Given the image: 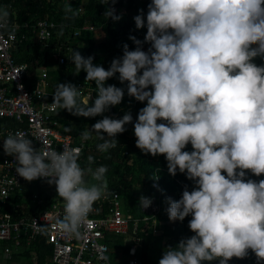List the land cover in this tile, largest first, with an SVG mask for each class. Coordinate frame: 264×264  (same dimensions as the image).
Returning a JSON list of instances; mask_svg holds the SVG:
<instances>
[{
	"label": "clouds",
	"instance_id": "clouds-1",
	"mask_svg": "<svg viewBox=\"0 0 264 264\" xmlns=\"http://www.w3.org/2000/svg\"><path fill=\"white\" fill-rule=\"evenodd\" d=\"M63 11L65 21L79 16L71 3ZM104 15L121 19L114 7ZM9 17L0 7V30L14 35ZM134 22L137 29L147 28L144 41L130 35L135 49L124 44L122 57L107 70L92 56L72 50L76 73L84 71L95 83L94 102L82 104L76 85L59 83L53 107L74 116H102L80 136L88 141L95 133L102 141L97 150L108 153L133 123L131 112L119 119L104 115L123 101L125 89L106 84L118 74L128 96L146 102L133 125L136 147L145 155H163L170 175L179 172L194 183L191 191L185 186L179 200L166 197L169 220L191 216L188 227L194 234L167 247L158 264H228L234 257L246 258L249 250L259 264L264 261V179L246 176L264 174V64L254 62L264 60V0H151L146 18L141 9ZM143 43L150 45L147 51ZM189 144L191 151L185 150ZM3 150L14 157L20 177L56 186L64 202L58 226L79 238L94 204L109 191L108 167L93 168L91 155L82 167L80 147L41 152L24 133L9 132ZM151 204V198L140 197L142 209Z\"/></svg>",
	"mask_w": 264,
	"mask_h": 264
},
{
	"label": "trees",
	"instance_id": "trees-1",
	"mask_svg": "<svg viewBox=\"0 0 264 264\" xmlns=\"http://www.w3.org/2000/svg\"><path fill=\"white\" fill-rule=\"evenodd\" d=\"M65 3H71L74 9H79V16L73 21H65L63 6ZM102 0H15L13 6L17 11V19L21 22L36 23L39 20L49 19L55 20L59 26L54 30L53 36L49 44H44L37 34L25 29H22L24 38L12 50L13 56L17 62H25L29 65L27 81L32 87L35 84V77L41 68L48 69V77L52 83V92H55L59 83H72L74 85L83 84L84 89L81 92L80 102L83 104L84 97L91 94L89 104L94 102L97 96V89L94 81L85 79L84 71L76 73L73 61L59 65L55 54L59 51L63 54H72V50L79 51L85 58L92 56L93 63L102 65L106 70L114 58L122 57L123 45L127 44L129 50H134L136 45L129 39L130 35L144 41L147 28L137 29L134 22V17L139 14V10L143 9L145 18L148 10V4L151 0H116L115 4H101ZM115 7V14L121 16V19L114 21L107 18L104 14L106 8ZM13 15H11L12 17ZM63 28V35H58ZM85 25H94V30L82 29ZM81 29V30H80ZM80 30V34L76 35V31ZM60 46L61 49H60ZM150 47L148 43H143L142 50L147 51ZM258 65L264 64V60L257 58L255 61ZM106 84H112L125 89V95L120 105L112 107L104 113L114 119L122 118L126 112H131L133 123L126 125L127 131L118 134L117 147L110 149L108 153H100L96 145L102 141L98 140L93 133V138L84 141L85 148L81 155L79 163L82 167H87V157L89 155L95 158V163L92 165L96 168L100 165H106L108 172L106 178L109 185L108 196L117 191L120 194L122 207L126 213L135 219L141 220V226L144 225L143 216H146L142 208L138 205L141 196L151 199L156 198L162 206V213H159L155 218L158 220L155 233L152 227H149L146 232L140 231L139 236L143 237L142 244L138 250V257L141 264H158L162 257L163 251L169 247H175L178 242L192 236L194 233L188 227L191 216L186 217L184 221L172 222L168 218L166 197H171L173 200H179L182 192L187 186L191 191L194 187L193 181L186 178V175L177 172L172 176L168 172L167 161L163 155L156 157L150 154L145 155L136 147V137L134 136V123L139 110L146 106V102L141 103L133 97L128 96L125 84H121L116 77L109 79ZM53 101V95L47 97ZM60 111V110H58ZM59 120L62 125V130L71 128L74 141L80 143V133L84 130H90L102 116L97 117H82L74 116L67 110H61ZM159 123V121H158ZM106 135V134H105ZM191 151L189 144L185 149ZM111 157L110 159L108 157ZM158 177V179H154ZM250 178L257 182L264 179V174L259 177L247 172L246 179ZM90 179V178H89ZM154 182L158 183V187H154ZM159 189V190H158ZM162 190V191H161ZM38 192L39 196L44 200L41 208L47 207L53 195H57L56 189L47 181H36L24 185V189L18 193V198L14 196V202H22L23 194H31ZM17 196V195H16ZM104 197V196H103ZM103 197L99 200L101 201ZM9 200L5 209L12 210V204ZM103 201V200H102ZM98 202V201H97ZM105 208H109L110 203L107 200L103 201ZM36 208H29L27 212L33 213ZM21 211L12 212L17 216ZM132 221V222H133ZM124 236L118 233H110L108 235L109 242V257L113 262H125L129 255L130 245H125ZM35 243V244H34ZM33 245L26 248H21L19 252L9 256L8 259L13 260H28L29 264H54L50 260L51 249L46 246L45 242H34ZM39 248L38 261L34 262V250ZM228 264H258L254 253L249 250V254L244 259L232 258ZM264 264V261L259 262Z\"/></svg>",
	"mask_w": 264,
	"mask_h": 264
},
{
	"label": "built area",
	"instance_id": "built-area-1",
	"mask_svg": "<svg viewBox=\"0 0 264 264\" xmlns=\"http://www.w3.org/2000/svg\"><path fill=\"white\" fill-rule=\"evenodd\" d=\"M1 5L12 7V3L0 0ZM9 19L10 25L14 27V35H9L8 30H0V241L6 243L5 256H11L14 249L21 247L24 241L29 245L44 240L51 247V259L54 264H112L108 257V234L111 232L126 234L130 229L136 242L131 252L135 254L143 239L138 233L140 231L147 233L149 227H152L155 233L158 231V220L155 216L162 213V206L156 198L152 199L150 207L142 209L147 214L143 216L144 225L141 226L140 219L133 221L131 215L125 214L119 192H113L112 196L105 194L103 200L108 199L110 203L109 213L98 216L96 215L98 211L94 207L87 222L79 229V238L63 233L58 226V221L64 215L63 200L51 201L47 207L41 208L45 202L38 193H34L29 200L33 208L38 209L37 211L14 217L5 210L4 207L8 205L11 194L25 181L15 171L17 165L14 157L6 155L3 150V139L9 132L24 133L33 141V147L41 152L50 150L59 152L80 147L82 155L85 148L84 141L76 143L72 134L62 130V125L56 117L58 109L53 107V101L47 99L54 94L48 78V69H41L36 78V85L31 87L27 81L29 65L25 62H17L12 52L17 43L25 37L21 33L22 29L26 28L37 34L39 40L47 45L59 23L55 20L42 19L29 24V22L21 23L11 16ZM82 29L94 30L95 26L85 25ZM80 30L76 31V35L80 34ZM71 55L59 51L55 57L58 64L62 65L72 61ZM76 86L80 92L83 91V84ZM88 96L90 97L91 94ZM88 96L84 98H89ZM12 122L17 123V126ZM39 180L46 179L36 181ZM154 184L158 185L157 182ZM41 227L46 231L41 232ZM103 257H108V260L105 261ZM125 264H141V262L139 258L133 257Z\"/></svg>",
	"mask_w": 264,
	"mask_h": 264
},
{
	"label": "crops",
	"instance_id": "crops-1",
	"mask_svg": "<svg viewBox=\"0 0 264 264\" xmlns=\"http://www.w3.org/2000/svg\"><path fill=\"white\" fill-rule=\"evenodd\" d=\"M3 2H9V3H13V1H15V0H2ZM0 7H3V5H1ZM4 8H7L8 9V11H9V13H10V16L11 15H13L12 17H14V18H16L17 19V11H16V9H15V7L13 6V4H12V7L11 8H9V7H5L4 6ZM18 20V19H17ZM42 69V68H41ZM41 69H40V71H41ZM39 71V72H40ZM39 72L37 73V76L39 75ZM37 76L35 77V84H34V86L36 85V78H37ZM49 78V77H48ZM49 81H50V79H49ZM50 83H51V81H50ZM34 86H32V87H34ZM51 86H52V83H51ZM51 90H52V88H51ZM49 100V99H48ZM85 100H89V98H84V101ZM52 101V100H51ZM57 112H58V110H57ZM56 117H58V119H59V115L56 113ZM60 121V120H59ZM61 123V122H60ZM12 124L14 125V126H17V123H15V122H12ZM82 142V141H81ZM39 181H47V180H39ZM31 182H36V180H34V181H31ZM31 182H29V181H27V180H25L24 181V183H23V185L20 187V188H18L17 190H15L12 194H11V196H10V201H11V199H14V196L15 197H17L18 198V196H20V195H18V193H20L23 189H24V185L25 184H29V183H31ZM52 186H53V189L55 190L56 189V186L54 185V184H51ZM34 193H38V192H33V193H31V194H23V196H22V202H20V203H18V202H14V200H12L11 201V203H12V209H13V211L12 210H7V209H5L6 211H8V212H10V213H12V212H18V211H21L17 216H15L13 213V216L14 217H20L21 215H25V214H27V215H29V214H31V213H29V211L27 212V210L29 209V208H33V206H32V203L30 202V200H29V198L34 194ZM17 195V196H16ZM50 200H53V201H62V199L60 198V197H58V195H53L52 197H51V199ZM103 200V199H102ZM98 201V202H96L95 204H94V207L96 208V210L98 211V213H96V215H98V216H103V215H105V214H107V213H109V208H105V203L103 202V201ZM124 210V209H123ZM125 212V211H124ZM125 214L126 215H129L128 213H126L125 212ZM157 225H158V223H157ZM116 234V233H115ZM133 233H132V230L130 229V231L128 232V233H126V234H121V235H123L125 238H124V240H125V245H127V244H129L130 245V251H129V257H128V259L125 261V262H121V263H116V262H113L112 260H110V257H109V252H108V257H109V261H110V263H112V264H125V263H127L130 259H132L133 257H137V258H139L138 257V250H139V247L141 246V244H139L138 245V247H137V250H136V253L135 254H132V252H131V248H132V246L136 243L135 242V240H134V236L132 235ZM109 235V234H108ZM129 238V240H127ZM130 240H132L133 241V244H130L129 243V241ZM45 242L44 240H40V241H35V242ZM1 243H3V245H5L6 243L5 242H3V241H0ZM107 242H108V236H107ZM33 243L34 242H32L31 244H29V245H27V242L26 241H24V244L21 246V247H19V248H17V249H14V252H13V254L12 255H14V253L16 252H19L20 250H22L21 248H24V247H26V248H28V247H30L31 245H33ZM35 244V243H34ZM45 244H46V246L47 247H49L50 249H51V247L45 242ZM108 245H109V242H108ZM34 250V262L35 263H37V261H38V251H39V248H37V249H33ZM110 250V249H109ZM3 251H4V247H3ZM11 255V256H12ZM50 260H51V253H50ZM139 260H140V258H139Z\"/></svg>",
	"mask_w": 264,
	"mask_h": 264
},
{
	"label": "rangeland",
	"instance_id": "rangeland-1",
	"mask_svg": "<svg viewBox=\"0 0 264 264\" xmlns=\"http://www.w3.org/2000/svg\"><path fill=\"white\" fill-rule=\"evenodd\" d=\"M111 233H114V232H111ZM127 240H129V238ZM129 243L133 244V241L130 240ZM3 247H4L3 243L0 242V264H29L28 260L26 259L25 260L21 259L18 261L16 260L11 261L10 259H8V257L5 256Z\"/></svg>",
	"mask_w": 264,
	"mask_h": 264
}]
</instances>
